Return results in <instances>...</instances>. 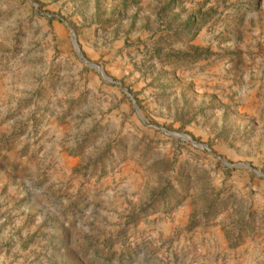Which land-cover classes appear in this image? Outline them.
<instances>
[{"label":"rangeland","instance_id":"374dc122","mask_svg":"<svg viewBox=\"0 0 264 264\" xmlns=\"http://www.w3.org/2000/svg\"><path fill=\"white\" fill-rule=\"evenodd\" d=\"M0 264H264V0H0Z\"/></svg>","mask_w":264,"mask_h":264},{"label":"water","instance_id":"95a60500","mask_svg":"<svg viewBox=\"0 0 264 264\" xmlns=\"http://www.w3.org/2000/svg\"><path fill=\"white\" fill-rule=\"evenodd\" d=\"M77 51H78V53H79V50H78V47H77ZM80 57L82 58V60L83 61H85L84 60V58L80 55ZM94 69H96L97 71H100V69L96 66V65H94V64H90ZM107 80H109L108 78H107Z\"/></svg>","mask_w":264,"mask_h":264}]
</instances>
